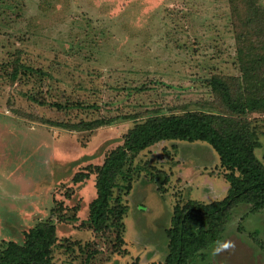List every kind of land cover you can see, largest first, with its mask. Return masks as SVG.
<instances>
[{"label":"rangeland","instance_id":"rangeland-1","mask_svg":"<svg viewBox=\"0 0 264 264\" xmlns=\"http://www.w3.org/2000/svg\"><path fill=\"white\" fill-rule=\"evenodd\" d=\"M237 45L230 0H0V249L52 217L55 264L162 262L174 205L226 195L218 153L203 140L170 139L131 155L111 197L126 204L123 221L110 216L102 231L84 223L95 166L149 115L219 110L207 80L241 73ZM101 117L113 120L59 124ZM247 118L261 159L264 112ZM79 170L88 177L72 181ZM224 239L234 249L213 255V242L189 264H264V207L236 203Z\"/></svg>","mask_w":264,"mask_h":264},{"label":"trees","instance_id":"trees-1","mask_svg":"<svg viewBox=\"0 0 264 264\" xmlns=\"http://www.w3.org/2000/svg\"><path fill=\"white\" fill-rule=\"evenodd\" d=\"M230 11L241 73L235 78L212 75L207 80L216 95L215 104L219 110L149 115L136 121L124 133L123 142L95 166L96 196L89 202L84 223L94 231H102L110 216L118 225L123 221L126 204H121L117 196L111 197L116 178L131 155L170 139L203 140L218 153L229 181L226 195L207 202L189 198L174 205L170 226L166 228L167 253L159 264H189L191 258L218 239L236 203L249 202L256 210L264 207V150L259 159L255 154V148L260 146L258 134L247 118L251 112H264V7L258 0H230ZM112 120V117H101L59 124L71 129H91ZM136 171L127 176L126 193ZM88 175L89 172L79 170L71 179L79 182ZM159 178L167 181L165 176ZM56 203L61 205L58 201ZM54 210H58L57 206L51 209L52 214ZM124 229L115 233L119 242L124 241L121 235ZM56 241V225L52 217L39 220L23 231L21 241H4L0 264H55L52 250ZM88 260L89 255L86 256Z\"/></svg>","mask_w":264,"mask_h":264},{"label":"clouds","instance_id":"clouds-1","mask_svg":"<svg viewBox=\"0 0 264 264\" xmlns=\"http://www.w3.org/2000/svg\"><path fill=\"white\" fill-rule=\"evenodd\" d=\"M235 244L233 241L224 239V240H216L214 242V247L212 249L213 255H219L221 252H226L234 249Z\"/></svg>","mask_w":264,"mask_h":264}]
</instances>
